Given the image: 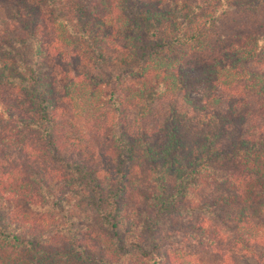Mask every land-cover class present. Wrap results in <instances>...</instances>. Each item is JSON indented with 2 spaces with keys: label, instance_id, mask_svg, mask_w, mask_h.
Listing matches in <instances>:
<instances>
[{
  "label": "trees",
  "instance_id": "1",
  "mask_svg": "<svg viewBox=\"0 0 264 264\" xmlns=\"http://www.w3.org/2000/svg\"><path fill=\"white\" fill-rule=\"evenodd\" d=\"M169 92L195 115L100 122ZM220 227L264 252V0H0V264H208Z\"/></svg>",
  "mask_w": 264,
  "mask_h": 264
},
{
  "label": "rangeland",
  "instance_id": "2",
  "mask_svg": "<svg viewBox=\"0 0 264 264\" xmlns=\"http://www.w3.org/2000/svg\"><path fill=\"white\" fill-rule=\"evenodd\" d=\"M221 10L222 9H219V11ZM49 49L51 55L50 62L55 68L54 73L56 75V87L57 89H61L63 82L66 80L64 70L65 66L62 61H58V58L60 56L59 53H63L64 49L59 47L57 41L55 43H51ZM260 64V62H255L250 66L252 68H258ZM70 67L71 66H66V68L71 69ZM124 68V65L117 66L115 64L103 63L101 65L97 64L96 66H88L86 67V70L98 76H111V74L120 73L122 70H124ZM107 109L108 110L103 112L105 114H101L100 122L104 123V121L108 120V124H112L114 121L124 125H135L137 123L144 124L145 126L147 124L153 125L160 122L162 118H164L169 113L170 109H173L177 112H184L188 117L195 115L193 109L186 106L178 92H169L162 94L161 97H152L149 99V101H145L141 104L136 103L130 106L124 105L117 107L108 105ZM254 120L258 121L259 118L248 119L249 132H251L253 127H257V124L254 123V126L252 125V127L249 128V126L253 124ZM75 129L77 130L74 124L73 128L67 129V131L70 136L77 138L80 134ZM113 129V127H110L109 131ZM81 142H85V139L80 140L79 144ZM83 146L84 148L82 150L86 151L87 145ZM220 229L226 235L225 239H223V241L218 244V247H202L198 244H195L194 247L190 249V251L197 253L200 259L206 261L208 264H264V252L260 253L262 252L260 246H257L256 249L254 248L255 250L253 253L241 250L232 242V233L224 227H220ZM178 239H180V237H175V240Z\"/></svg>",
  "mask_w": 264,
  "mask_h": 264
}]
</instances>
